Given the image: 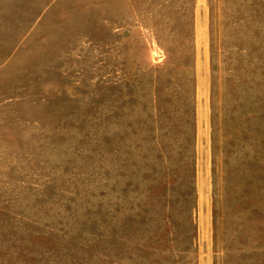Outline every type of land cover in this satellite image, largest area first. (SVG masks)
Returning <instances> with one entry per match:
<instances>
[{"label":"rangeland","instance_id":"rangeland-1","mask_svg":"<svg viewBox=\"0 0 264 264\" xmlns=\"http://www.w3.org/2000/svg\"><path fill=\"white\" fill-rule=\"evenodd\" d=\"M0 264H264V0H0Z\"/></svg>","mask_w":264,"mask_h":264}]
</instances>
